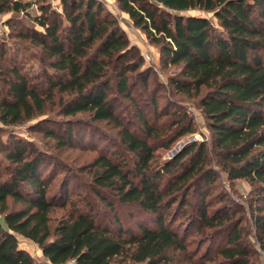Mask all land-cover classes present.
Masks as SVG:
<instances>
[{"label": "trees", "instance_id": "1", "mask_svg": "<svg viewBox=\"0 0 264 264\" xmlns=\"http://www.w3.org/2000/svg\"><path fill=\"white\" fill-rule=\"evenodd\" d=\"M60 2L62 10L50 0H0V16L23 12L41 28L5 21L17 48L37 56L41 68L31 74L23 62L11 58L8 64L0 38V122L20 125L57 106L66 131L48 126L44 132L58 147L76 146L75 121L87 113L90 123L117 129L112 139L118 148L87 164L90 193L73 198L70 176L53 189L56 160L14 133L0 139V215L10 229L0 226V264H66L73 258L77 264H112L120 256L135 264H172L176 252L187 264H258V248L243 223L252 222L264 252V0H117L159 46L161 63L180 67L169 82L177 93L198 98L212 132L211 148L190 140L164 160L158 149L193 134V119L180 110L170 113V106L161 109L156 98L149 115L134 91L140 83L149 86L151 69L143 68L138 48L100 0ZM122 99L133 104V116L117 110ZM219 173L250 183L246 209L233 208L227 198L218 204L213 184ZM11 200L23 206L11 208ZM117 204L138 207L151 224L139 222V232L118 220L104 224L101 207L114 211ZM56 208L67 211L52 226ZM191 227L207 237L202 253L203 240L197 249L189 246ZM18 235L47 260L35 261Z\"/></svg>", "mask_w": 264, "mask_h": 264}, {"label": "rangeland", "instance_id": "2", "mask_svg": "<svg viewBox=\"0 0 264 264\" xmlns=\"http://www.w3.org/2000/svg\"><path fill=\"white\" fill-rule=\"evenodd\" d=\"M112 16L117 18L120 26L124 30L126 36L129 38L131 45L136 46L141 53L144 63L143 68H150L149 72V86L144 88L140 83L135 89V94L138 95L140 99L144 100L146 104L147 112L150 116H153L152 100L157 99L160 103L161 109L170 106V113L180 110V112H187L191 119H193L196 131L193 134H187L184 137L179 138L170 149H158L159 157L164 160L170 158L176 153L186 142L190 140L205 141L208 143L210 148L212 147V132L207 126V121L202 114L201 107L198 103V98H188L180 93H177L174 87L169 82V76L179 70L180 67L176 66H164L161 63V52L159 46L151 43L146 34L138 27L133 24V21L127 13L122 11L119 7L117 0H100ZM52 6L57 10H62L60 0H50ZM34 8V7H33ZM38 9L34 8L33 14H36ZM189 14H203L205 12L198 10H190ZM212 16V13H208ZM5 16V17H4ZM4 17L5 21L7 19H19L23 25L28 27L39 28L30 17L25 13H7L0 16V19ZM214 21L216 19L213 18ZM6 24V22L4 23ZM5 26V25H4ZM10 28L0 27V38L4 39L6 42V50L8 51L7 63L11 64L12 59H16V62H23L24 69L31 73L36 74L40 70V63L38 57L33 55L29 50H19L17 48L16 39L9 35ZM12 58V59H11ZM5 62V58H4ZM142 78V76H140ZM139 76L136 77L137 81H141ZM139 81V82H140ZM58 99V95H57ZM56 99V100H57ZM170 104V105H168ZM175 104V105H174ZM182 107H180V106ZM57 106L52 107L46 115L39 116L35 119L27 121L20 125L7 126L0 122V139H6L8 132L14 133L15 135L21 136L29 140L35 148L41 150L49 156V159L56 160L57 164L54 169V185L53 189H56L62 179L66 176H70L69 182V196L76 198L78 195H85L88 192L87 185L90 180L89 170L85 169L87 164H89L95 157L99 155L100 152H106L108 154L114 152L118 147L115 145L113 136H116L117 129L106 122H95L90 123L88 120V114H78L76 124L74 125V130L76 133V146H65L58 147L57 143L51 137H48L44 130L48 126H53L56 130L66 131L67 126H60V123L64 117L56 113ZM118 111L122 112L126 116L134 115L133 104L128 99H122ZM48 118L49 121L40 124L38 127H31L36 121ZM33 128L34 130H30ZM110 137V138H109ZM4 153L0 150V164H3L2 158ZM1 166V165H0ZM1 168V167H0ZM3 177L8 173L6 170H2ZM48 173V171H47ZM214 193L218 194V204L221 205V198H227L228 204L235 208L236 204L245 205L247 207V198L251 192V185L247 180L239 179L230 182L224 173H219V176L213 184ZM224 203V202H223ZM11 208H20L23 206L20 202L10 201ZM244 208L240 210L237 216H241L244 213ZM102 215L101 221L107 224L109 221L118 220L121 221L126 229H131L134 232H139L137 224L141 221L149 222V216L143 213L138 207L132 205H116V209L112 211L107 206L101 207ZM66 209L56 208L52 213V226L58 221L63 214L66 213ZM248 214V213H246ZM247 216V215H245ZM244 228L246 236L249 240L253 242L258 248V264H264V252L260 250L258 244H256V239L254 237V226L252 222L246 220L244 223ZM195 227H191L190 232L192 235L189 237V246L191 249H197L200 247V242L203 240V244L200 249V253L206 250L208 244L206 240V235L199 231H194ZM208 232V230H207ZM25 238L18 235V240L20 246L25 248L35 259V261H46L47 259L43 256L41 249L30 242V240H24ZM217 248V246L215 247ZM172 264H187L185 255L183 253L176 252L173 255ZM112 264H135L129 257L120 256L116 257Z\"/></svg>", "mask_w": 264, "mask_h": 264}, {"label": "water", "instance_id": "3", "mask_svg": "<svg viewBox=\"0 0 264 264\" xmlns=\"http://www.w3.org/2000/svg\"><path fill=\"white\" fill-rule=\"evenodd\" d=\"M0 226L2 227L3 230L10 231V229L7 225L5 216H3V215H0Z\"/></svg>", "mask_w": 264, "mask_h": 264}, {"label": "built area", "instance_id": "4", "mask_svg": "<svg viewBox=\"0 0 264 264\" xmlns=\"http://www.w3.org/2000/svg\"><path fill=\"white\" fill-rule=\"evenodd\" d=\"M28 1H31V0H28ZM33 7L37 9L36 4H34ZM1 24H2V22L0 21V25ZM66 264H77L76 258L70 259Z\"/></svg>", "mask_w": 264, "mask_h": 264}, {"label": "crops", "instance_id": "5", "mask_svg": "<svg viewBox=\"0 0 264 264\" xmlns=\"http://www.w3.org/2000/svg\"><path fill=\"white\" fill-rule=\"evenodd\" d=\"M5 17V16H4ZM4 17L2 19H0V21L2 22V24L0 25V27H5L6 28V25L4 24L5 23V19ZM5 25V26H4ZM24 240H27L26 238ZM29 241V240H28ZM31 242V241H30ZM35 244V243H34ZM22 247V246H21ZM25 249V248H24Z\"/></svg>", "mask_w": 264, "mask_h": 264}]
</instances>
